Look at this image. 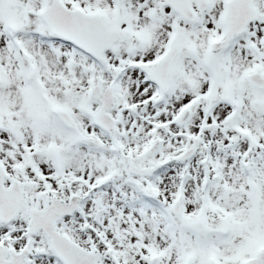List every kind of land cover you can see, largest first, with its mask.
<instances>
[{"label":"snow or ice","instance_id":"6c2138e0","mask_svg":"<svg viewBox=\"0 0 264 264\" xmlns=\"http://www.w3.org/2000/svg\"><path fill=\"white\" fill-rule=\"evenodd\" d=\"M0 264H264V0H0Z\"/></svg>","mask_w":264,"mask_h":264}]
</instances>
